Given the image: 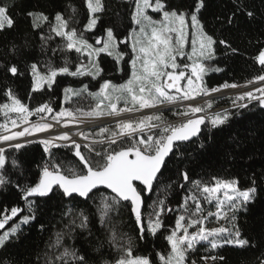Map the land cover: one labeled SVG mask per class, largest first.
Segmentation results:
<instances>
[{
    "label": "trees",
    "instance_id": "obj_1",
    "mask_svg": "<svg viewBox=\"0 0 264 264\" xmlns=\"http://www.w3.org/2000/svg\"><path fill=\"white\" fill-rule=\"evenodd\" d=\"M85 1L0 0V5L8 7L15 21L12 28L0 30V105L8 102L5 93L11 89L30 110L47 103L56 112L61 108L63 90L67 87L75 89L83 84L88 85V90L84 91L85 99L82 97V100H87L84 104L89 105L93 103L91 93L100 84L106 81L119 83L127 78L130 51L127 43H119V50L124 54L120 63L121 74L115 72L113 60L100 55L98 63L102 71L94 81L88 76L62 75L56 77L51 89L45 87L39 92L32 91L31 64L37 63L41 71H46L49 62L59 67L64 66L67 60V66L73 71L80 62V56L75 51H60L64 41L54 34L42 50L40 36L42 33L49 34V25L44 23L34 29L32 18L27 15L29 12L44 13L53 21L57 12L65 18L71 17V27L83 32L90 44L103 38L108 28L114 30L119 41L127 38L132 29V0H103L105 10L97 14L98 23L90 32L83 31L88 20ZM166 4L171 8L190 10L195 0H166ZM73 8L76 9L75 13ZM248 12L253 15L248 16ZM199 18L205 31L217 41L214 57L209 62L212 68L203 78L204 87L216 88L226 82L243 85L264 74V66L256 60L259 52L264 50V0H205ZM220 40H225L231 48L220 44ZM53 49L57 50L53 52ZM108 63L113 68H109ZM12 65L19 70L16 76L8 71ZM77 100L71 98L70 104ZM77 103L81 104L80 99ZM211 105V110H216L228 107L229 101L214 100ZM228 113L229 119L224 125L209 127L204 123L200 126L197 139L176 146L147 198L143 191L141 213L145 227L158 200H164L166 207L169 205L174 208L169 214L161 216L163 226L155 235L145 232V238H141L140 227L128 203L114 205L102 226L97 206L101 204V194L111 197L104 191H97L89 199L81 200L77 197L66 198L53 189L48 197L29 198L35 201V219L22 225L16 235L0 247V264H48L50 260L52 264H59L54 257L62 248L52 247L55 234L68 233L66 226L81 211L88 216V225L84 229L73 225L70 235L65 234L63 237V247L76 249L79 254L87 256L89 264H113L122 255L119 246L130 245L133 255L147 256L153 264H160L158 254L166 255L169 251L166 237L175 224V209L181 206L193 182L211 185L214 183L213 177L238 180L242 190L253 186L256 188L254 200L235 212L234 221L242 238H247L253 246L241 249L227 245L213 250L208 245H199L188 252L189 260L194 259L197 264H202L201 257L217 255L224 259L212 261V264H260V260L264 259V110L254 102ZM131 145L130 139H124L116 144L94 146V152L80 147V152L96 166L97 162L103 163V150L110 152ZM50 151L55 161L63 165L65 174H71L69 169L77 173L86 171L79 157L74 154L73 146L53 147ZM4 154L6 165L0 170V175L7 182L0 186V220L10 213L12 207L20 208L21 212L12 220L13 223L24 215H32L22 198L23 189L39 181L41 169L50 157L39 142L26 143L19 150L13 147L4 149ZM185 171L189 175L188 181H184L181 175ZM253 180L255 185L252 184ZM69 207L73 209V215H65ZM113 232L119 240V245L115 247L109 243Z\"/></svg>",
    "mask_w": 264,
    "mask_h": 264
},
{
    "label": "snow or ice",
    "instance_id": "obj_2",
    "mask_svg": "<svg viewBox=\"0 0 264 264\" xmlns=\"http://www.w3.org/2000/svg\"><path fill=\"white\" fill-rule=\"evenodd\" d=\"M88 9V20L84 25L83 31H92L98 23L99 16L105 10L103 0H86ZM205 7V0H195L194 6L190 10H182L179 8H171L167 6L166 0H134V11L132 14V21L139 25V33L133 34L132 52L135 54L131 58V79L126 84L115 86L110 82H105L100 88L98 100L95 108L88 112H83L82 117L99 118L107 115H121L124 112L138 111L144 108L157 107L160 104L176 103L178 100H193L200 95H210L213 92L221 91V89L237 88L241 85L235 83H224L220 87L207 88L202 86V77L206 72V67L202 63L204 59L214 57V45L217 41L213 36L205 31V26L199 18L201 9ZM148 9L154 12L162 13V19L157 21L149 16ZM75 13L76 9H72ZM252 16V12L247 13ZM32 18L33 28H39L42 24L49 25V34L40 36L42 41V50L46 48L47 42L55 37H60L64 43L60 47V51H75L76 53L86 54L90 58L99 56L100 53H107L114 56L117 61L123 58V53L119 50V43H126L127 41H119L117 35L114 34L112 28H108L107 39L101 41L97 39L96 43L101 44L99 48L93 47L88 43V40L83 36V32H78L76 28L71 27V17L65 16L57 12L54 21L50 20L44 13L29 12L27 14ZM231 22V20H229ZM14 19L9 14L7 6L0 5V30L5 27L12 28L14 26ZM189 29H192V50L191 53H185L184 48L187 42ZM220 44L231 48L225 40H220ZM57 49H53L55 52ZM233 52L236 49H232ZM188 56L192 60V64L183 65L184 68L190 67L191 75L186 77L184 71L176 72V69L181 65L176 63L177 56ZM257 62L264 66V50H261L256 57ZM68 61L65 60L64 66H53L50 62L46 65L47 70L41 71L37 63L30 66L31 75L33 78L32 91L39 92L45 87L51 89L53 84L56 83L58 75H83L88 74L93 77L99 76L102 69L99 63L90 59V68L78 66L76 71L69 69ZM172 69V71H168ZM219 71V69H216ZM11 75L16 76L19 73L17 66L12 65L8 68ZM195 77V80H193ZM186 79V84H181V81ZM253 82H264V74L259 75ZM87 86H85L86 90ZM72 92L71 89H65V93ZM120 92L125 94V107L118 108L116 103H113V93ZM256 93H259L257 95ZM10 103L0 105V112H3L6 118H9V113H17L18 118L11 119L12 128L21 127V125H30L23 127L21 131L10 132L7 123L0 124V129L10 134L0 136V141H13L20 140L26 136H33L36 133L50 131L53 124L46 122L45 117L41 115L40 119L45 120L44 123H30L29 117L33 114H51L53 109L49 104L44 103L37 106L35 109L30 110L27 105L8 89L5 93ZM96 95V94H91ZM131 102V107L127 104ZM119 101L120 97H115ZM247 100L251 102L257 101L261 107H264V87H258L254 90L242 93L233 101ZM108 103L105 104L104 102ZM240 107H247V104L238 105ZM208 108L212 105L209 102ZM205 111L203 106L189 105L185 111L180 115L189 117L186 121L182 122L179 126L163 124L160 115L146 116L138 121H121L116 125V129L110 134V143L116 144L119 137L129 136L135 140L134 134L137 132H144L146 128L151 129L155 127L161 128V134L158 137L148 135L146 139H140L138 142L126 148L119 150H112L103 154V163L97 162L93 166L89 160L84 157L80 152V145L71 140V137L65 133L56 135L48 139H41L39 143L43 145V150L50 157L49 161L41 169L39 181L32 186H26L23 189V199L27 203L28 211L32 215H24L20 220V224H27L30 220L35 219L33 204L35 201L29 200L30 197H48L53 193L55 188L57 192L62 193L64 197H73L78 195L85 199H89V194L94 189L103 187L109 189L114 196H105L101 194V204L97 206V211L100 214L102 226L106 222L108 213L113 209L114 205H119L120 201H127L131 204V212L135 215V220L140 227L141 238L144 237L145 232L155 235L157 231L163 226L161 216L165 212L172 211L171 208L165 206L164 200L155 202L153 213L145 227L142 220L141 207L143 204L142 193L144 190L151 191L153 189L154 181L158 179V174L162 175L161 169L165 166V158L173 153L176 142H186L197 136L201 131L200 126L205 123V118H197L196 114ZM71 117L73 121L79 118L70 111H61L53 117L56 123H61V118ZM229 119V114L218 113L210 118L213 127L224 125ZM157 121L160 123H152ZM64 126H67L66 124ZM108 128H101L98 135L103 136L108 133ZM83 135V134H81ZM84 138H87L86 136ZM56 141H70L75 149V155L79 157L80 161L86 169L85 172L77 173L69 169L71 174H65L62 170L63 165L55 161L54 154L50 151L53 147H61ZM34 141H26V143H33ZM143 145L144 147H140ZM11 147L19 150L25 147V143H15ZM203 147V145H201ZM94 151V149H89ZM97 155L101 153L97 152ZM6 165V157L4 149L0 148V169ZM184 181L189 180V175L185 171L182 174ZM214 183L209 185L201 181H195L194 187L202 195L203 200L207 203L216 202V211H209L207 216H215L217 221L229 220L231 227H216L207 228L205 222L207 217L202 215L203 206L202 201L198 195L190 192L181 207L184 213L180 214L175 222V228L166 237L171 251L167 255H159L162 264H197L196 260H189L188 252L195 250L197 244L207 242L211 249L215 250L222 248L225 245L239 247L241 249L253 246L247 238H242L239 227L234 223L237 212L241 207L254 200L256 188L249 187L242 190L239 186V181L235 179H221L213 177ZM7 181L3 175H0V186L4 185ZM139 182L144 188L138 190ZM255 185V180L252 181ZM223 191L224 198H220V193ZM189 200L192 205L189 206ZM111 201V203L109 202ZM227 205V210L225 206ZM21 212L20 208L12 207L10 209V216L5 215L3 220H0V229H3L8 220L16 217ZM228 212L233 215L228 216ZM65 215H73V209L68 208ZM151 217H154L151 218ZM77 219L79 223L77 224ZM75 225L84 229L88 225V216L82 211L78 217H74L68 227L69 232L56 233V239L52 247L61 249L55 255V261L59 264H89V258L85 255L79 254L76 249L63 247L62 241L65 234L70 235L72 226ZM43 228V225H41ZM190 228H196L195 232L190 233ZM19 230V224L10 228L0 234V247L15 236ZM109 243L114 247L119 245V240L113 232ZM118 250L122 255L117 257L113 264H153L147 256L133 255L132 247L129 245L125 247L120 245ZM202 260L207 262L211 259L213 262L223 260V256L211 255L201 257ZM48 264H52L50 260ZM107 264V262H104ZM260 264H264V259L260 260Z\"/></svg>",
    "mask_w": 264,
    "mask_h": 264
},
{
    "label": "rangeland",
    "instance_id": "obj_3",
    "mask_svg": "<svg viewBox=\"0 0 264 264\" xmlns=\"http://www.w3.org/2000/svg\"><path fill=\"white\" fill-rule=\"evenodd\" d=\"M132 1H133V9H132V14H133V11H134V0H132ZM85 3H86V1H85ZM86 7H87V4H86ZM147 14L149 16H151L153 20L159 21V20H161L163 18L162 17V13L154 12L151 9H148V13ZM139 27H140L139 25H136L132 21V29L129 32L127 38L125 40H123V41H127L126 43L128 45L129 51H130V60L128 62V67H127L128 76H127V78L125 80H123V81H121L119 83L110 82L112 85L120 86V85L126 84L127 81L129 79H131L132 68H131V62L130 61H131V58L135 55L132 52L133 34L134 33H139ZM85 32H90V31H85ZM106 39H107V31L105 32V35L103 36V38H101L100 40L104 41ZM192 40H193L192 29H189L187 42H186L185 48H184V52L185 53H188V54L191 53ZM96 41L94 42V44H91V45L93 47H95V48L101 47L102 45L101 44H97ZM78 54L80 56V62H79V64L76 66V68L73 71H76L78 66H83L84 68H90V59L92 61L98 63V57L100 55H104L106 57H109L111 60H113L115 62V67H116L115 72L118 73V74L122 73V68L120 66V63L124 59V54H123V58L120 59L119 61H117V59H115L114 56L108 55L107 53H100L99 56L92 57V58H90L86 54H82V53H78ZM210 59L202 60V63L206 67V72L203 74V77H202V86H203V78H204V76L212 68V66H210V64H209ZM176 63L181 65L180 68L176 69L177 73L179 71H184L186 73V77L191 75L190 67H188V68H184L183 67V65H185V64H187L189 66L192 64V60H189L187 55H185L183 57L177 56ZM107 66L109 68H111V67L113 68V65L111 63L110 64L108 63ZM168 71H172V69H168ZM64 75H67V74H64ZM58 76H62V75H58ZM77 76H79V77L88 76L92 81H94V79H95V77H93L92 75H88V74L77 75ZM193 80H195V77H193ZM32 83H33V78H32ZM259 83H263V82L246 83V84L241 85V87H237V88H227V89H223L222 88L221 91L213 92L210 95H200V96H197L193 100H178L176 103H165V104H160L157 107H153V108H144V109H141V110H138V111L124 112V113H122L121 115H118V116L117 115H107V114H105L104 116L99 117V118L82 117L81 114L83 112H88V111L92 110L93 108H95L98 100L101 99V97L99 96V93H100V88L103 85V83L100 84L99 88L97 90H95V92L91 93V94H96V95H91L90 98L93 101V103L89 104V105H85L84 104L85 102H87V100H82L83 99L82 97H84V91L88 90V85L87 84H83V85H81V86H79V87H77L75 89L70 88V87L65 88V89H71L72 90V92H69L67 94L65 93V89L63 90L61 108L58 111L52 112L51 114H48V113L33 114L32 116L29 117V121H30V123H37V122L44 123L45 120H46V122L52 123L53 125L59 124L62 128L67 129V131H72V135H74V137H76V138H72L71 137L72 141H75L81 147L85 148L86 150H89L90 148L93 149L94 146L111 144L109 142L110 141V134H111L112 131L117 130L116 129V125L119 122H121V121H128V120L138 121L140 119H143L146 116L160 115L162 117L163 124H165V125H178V124L186 121L189 118V117L180 115V113L185 111L186 108L189 105L203 106L205 108V111L196 114V116H200V117L205 118V124L207 126H209V127H213L211 122H210V118L212 116H214L215 114H218V113L222 114V113H225V112L228 113V111H232V110H236L238 108H241L238 105H243V104L249 105V104H252L254 102L258 103L255 100H253L251 102H248L247 100H243V101H237L234 104L233 101L236 100V97L238 95L242 94V93L254 90V89L258 88V87H264V83L261 84V85H258L257 87H254L253 89L245 90L244 92L243 91H239L238 93L236 92V93L229 94V95L222 96V97H215L216 94H219L220 92H223V91H226V90H229V89L240 90V89L248 88V87H251L253 85H257ZM181 84H186V79L181 81ZM85 86H87L86 90H85ZM256 94L259 95V93H256ZM112 95H113V101L112 102L116 103L118 108L125 107V99H126L125 94H122L120 92H114ZM117 96L120 97L119 101H117L115 99V97H117ZM71 98H76V99H78L77 101H79V99H80L81 104L77 103V101H75L74 103L70 104ZM84 99H85V97H84ZM128 99H129V102H128L127 106L131 107L132 105H131V102H130V98H128ZM222 99L229 101L228 107L218 108V109H216V111H213V110H211V108L207 107V104L209 102L211 103V101L222 100ZM7 103H10V101L8 100ZM104 103L107 104L108 102L105 101ZM62 110L63 111L72 112L79 119L77 121H73L71 117H63V118H61V123H56L54 121L53 117L56 116V114L61 112ZM165 113H167L168 115L165 114ZM18 115L19 114H17V113H9V118H6L4 116V114H3V112H0V124L7 123L8 127L10 129V132L21 131L23 127L30 126V125H21V127L12 128L11 119L18 118ZM41 115H43L45 117V120H41L40 119ZM108 118H109V120H107V122L106 121H101V120H106ZM197 118H199V117H197ZM152 123H160V122L153 121ZM65 124L67 126H64ZM101 128H108L109 132L108 133H104L103 136L98 135V133L100 132ZM56 129H57V127H56ZM10 132H5L4 130L0 129V136L10 134ZM63 134H65V133H63ZM67 134H68V132H67ZM81 134H83V135H81ZM160 134H161V128L160 127H155V128H151V129L146 128L144 130V132H142V133L141 132H137V133L134 134L135 140H133L129 136H122V137H119L117 142L122 141L124 139H130L132 144H134V143L138 142L140 139H146L148 135H153L154 138H155V137H158ZM59 135H61V134H59ZM53 136H56V134L54 132V129L52 128L50 131L36 133L33 136H26V137L21 138L20 140L0 141V148H3V149L12 148L11 145H13L15 143H21L23 141L22 143L26 144L27 140L28 141L34 140V138H37V137L48 139V138H51ZM85 136L87 138H84ZM60 142L64 143L62 146H72L70 141H56V143H60ZM140 147H144V146L140 145ZM106 152H108V151L105 149L101 153H106ZM190 192L195 193L196 195H198L200 197L201 201H202V206H203L202 215L207 217L206 222H205V226L207 228H216V227H221V226L231 227V223L229 222V220H219V221H217L215 216H207V213L209 211H212V212L216 211V202H215V200L212 203H207L206 201H204L202 195H200L198 190L194 187V184L190 187V189L188 190V193L184 196L181 205L183 204V202L185 200V197L188 196ZM219 195H220L221 199L224 198L223 191ZM188 203H189V206L192 205V201L191 200H189ZM167 208H171L172 210L174 209L173 207H171L169 205L167 206ZM225 209L227 210V205L225 206ZM175 211H176V215H175L176 219H177V217L180 214L184 213V210H183V208L181 206L179 208L175 209ZM170 212L171 211H169L168 214ZM10 214L11 213H9L8 215L10 216ZM184 214L187 216V213H184ZM232 215L233 214L231 212H228V216L229 217H231ZM14 218H16V217H13L12 219L7 221V223L5 224L4 228L0 229V234H3L5 231H9L11 227L16 226L17 224H19V228L22 225H24V224H20V220L22 219V217L19 218L18 221L12 223V220H14ZM151 218L154 219V217H151ZM147 219H149V218H147ZM175 222H176V220H175ZM174 228H175V224H174L173 229ZM195 231H196V228H190L189 229L190 233L195 232ZM168 245H169V243H168ZM199 245H208V246H210L209 244H207V242H204L203 244H197L196 247L199 246ZM225 246H227V245H225ZM170 251H171V248H170V245H169L168 253H170ZM192 251H189V252H192ZM158 261H159L160 264H162V262L160 261L159 258H158ZM202 264H212V260L209 259V260H207V262L202 260Z\"/></svg>",
    "mask_w": 264,
    "mask_h": 264
},
{
    "label": "water",
    "instance_id": "obj_4",
    "mask_svg": "<svg viewBox=\"0 0 264 264\" xmlns=\"http://www.w3.org/2000/svg\"><path fill=\"white\" fill-rule=\"evenodd\" d=\"M259 106H260V105H259ZM260 108H261L262 110H264V107H261V106H260ZM198 135H199V133H198ZM198 135L195 136V137H193L191 140L186 141V142H176V146H178V145H183V144H187V143H189V142H191V141L197 139V138H198ZM176 146H175V147H176ZM175 147H174V148H175ZM171 154H172V153H170L169 156H167V157L165 158V162H166V160L171 156ZM162 168H163V167H162ZM161 171H162V169H161ZM158 176H159V174H158ZM155 182H156V181H154V184H155ZM136 183H137V185H138L139 188H141V189L144 188V186H143V185H140L139 182H136ZM154 184H153V185H154ZM54 189H55V188H54ZM97 191H104V192L108 193V194L111 195V196H114V195H115V194L111 193V191H110L109 189H105V188H103V187H100V188H98V189H94L93 192L89 194V196L92 195L93 193L97 192ZM150 193H151V191L144 190V197L147 198V197L150 195ZM73 197H77V198H79V199H81V200H84V199H85V198H83V197H79L78 195H74ZM66 198H71V197H66ZM142 201H143V198H142ZM120 202H122V203H128V204L130 205V207H131L130 202H127V201H120ZM142 208H143V204H142V207H141V211H142ZM168 212H169V211H168ZM168 212H166V214H168ZM132 214H133V213H132ZM133 216L135 217L134 214H133Z\"/></svg>",
    "mask_w": 264,
    "mask_h": 264
},
{
    "label": "built area",
    "instance_id": "obj_5",
    "mask_svg": "<svg viewBox=\"0 0 264 264\" xmlns=\"http://www.w3.org/2000/svg\"><path fill=\"white\" fill-rule=\"evenodd\" d=\"M213 111H216V110H213ZM197 117H200V116H197ZM107 120H109V118L106 119V120H101V121H106V122H107ZM51 124H52V123H51ZM180 124H181V123H180ZM180 124H178V125H176V126H179ZM56 127H57V129H56ZM52 128L54 129V132H55L56 135L63 134V133H67V129L62 128L59 124H55V125H53ZM70 130H71V129H70ZM68 135H70V137L74 138V135H72V131H70V133H68ZM41 139H43V138H39V137H37V138H34V140H30V141L39 142V140H41ZM27 141H28V140H27ZM22 142H23V141H22ZM58 144H60V145L62 146L64 143H63V142H60V143H58Z\"/></svg>",
    "mask_w": 264,
    "mask_h": 264
},
{
    "label": "bare ground",
    "instance_id": "obj_6",
    "mask_svg": "<svg viewBox=\"0 0 264 264\" xmlns=\"http://www.w3.org/2000/svg\"><path fill=\"white\" fill-rule=\"evenodd\" d=\"M264 83V82H263ZM263 83H259L257 85H253L251 87H248V88H244V89H240V90H234V89H229V90H226V91H223V92H220L219 94H216L215 97H222V96H226V95H229V94H233V93H238L239 91H245V90H250V89H253L254 87H257L258 85H261ZM68 133H70V131H67ZM43 135V134H42ZM50 136V135H49ZM76 138V137H74ZM44 139V138H43ZM22 143V142H21Z\"/></svg>",
    "mask_w": 264,
    "mask_h": 264
}]
</instances>
